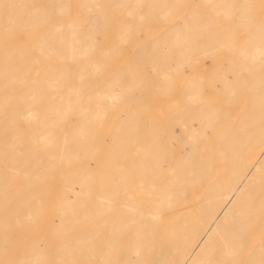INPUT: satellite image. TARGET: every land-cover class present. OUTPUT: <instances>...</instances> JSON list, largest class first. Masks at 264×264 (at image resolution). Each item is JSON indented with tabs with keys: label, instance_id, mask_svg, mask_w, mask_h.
Listing matches in <instances>:
<instances>
[{
	"label": "bare ground",
	"instance_id": "bare-ground-1",
	"mask_svg": "<svg viewBox=\"0 0 264 264\" xmlns=\"http://www.w3.org/2000/svg\"><path fill=\"white\" fill-rule=\"evenodd\" d=\"M49 1L52 9L34 10L28 0H0V36L31 37L0 41V264H264L256 0H199L203 9L173 20L163 18L179 13L180 0H81L86 23L47 19L67 15L62 0ZM115 13L135 18L119 25L109 19ZM147 17L167 23L154 34ZM247 30L249 41L226 44ZM108 32L116 41L101 50L95 36ZM138 35L152 41L128 44V63L100 74ZM221 53L228 63L208 79H183L182 105H169L163 129L145 120L150 94L168 93L191 61L203 67ZM203 82L221 106L200 99ZM243 95L247 107L231 122L227 108ZM183 118L200 122L192 140Z\"/></svg>",
	"mask_w": 264,
	"mask_h": 264
},
{
	"label": "rangeland",
	"instance_id": "rangeland-1",
	"mask_svg": "<svg viewBox=\"0 0 264 264\" xmlns=\"http://www.w3.org/2000/svg\"><path fill=\"white\" fill-rule=\"evenodd\" d=\"M28 1L32 2L36 5L35 7H31L29 9H34V10H38V9H49L50 10V9H52L49 6H47L48 2H50L49 0H28ZM62 2H63V4H65V6L62 7V10L65 11L67 13V15L46 16L47 19H55V18L67 19V20L81 19L82 21H84L82 23H86L87 20L90 19V17L88 15L82 13L83 10H82L81 4H80L81 0H62ZM179 2L181 4H179L175 8L176 10L179 11V13L167 16V17L163 18L164 20L182 19V18H185V16H186L185 14L187 12L196 11L198 9L200 10L201 8L203 9V6L201 7V5H199V0H180ZM256 2H258V4H260V5H262L264 3L261 4L260 1L256 0L255 2H253L252 8H254V9L251 8L257 14V15H255V17L261 20L262 17H264V6L261 7ZM255 5H257V6L255 7ZM24 9H28V8H24ZM124 9H126V7L118 8L117 11L124 10ZM260 10H262V12ZM67 11H69V12H67ZM259 11L261 13H258ZM260 15H261V17H260ZM134 18H135V16H133V15L123 14V13H120V14L115 13L114 15H111L109 17V19L111 21L116 20L117 21L116 23L119 25L125 24L127 22L129 23ZM146 19L148 21L147 27L155 29V31H153L154 34L158 33L161 30V28L167 23V21H159L158 17H147ZM217 24L225 26V24H227V21H224V19H220V21L218 20ZM45 27H46V25H45ZM45 27L43 26V28H45ZM251 36H252V33L247 30L245 32H236L230 38H225L224 40H225V42H228V43H226L227 45L228 44L232 45L230 47V48H232L234 46H238V45L242 44L243 42L249 41ZM144 37H141V35H138L137 37L133 36V37L127 39V42L125 43L127 45L121 46V48L119 49L120 51L113 55V58L109 62V64L103 70H100V74L114 73L115 71L119 70L122 66L126 65L129 61L130 57L132 56L131 53L133 50L132 47H130L128 44H134V43L143 42V41L144 42L145 41L146 42L152 41L151 38L145 37L146 39H144ZM28 40H31V37L29 35H27L24 32L20 33L18 31L13 32L11 35L0 36V41L4 42L6 44H17V43L23 44V43L27 42ZM95 40L98 43V45L100 44L101 50H105V49L109 48V45L116 41L115 37L113 35V32H108V34L97 33L95 36ZM226 48H229V47H224V48H222V50H225ZM218 56H219V59H217L215 61H209L212 63L207 62L206 66H203V67H202V64H200V62L191 61L188 64V66H186L184 68L183 73H181L177 77L172 76L173 83H172L171 89L168 93H161L160 94V93L153 92L152 94H150V96H148L149 97V103H145L147 108L141 112V115L145 116V120L157 122L161 125V128L163 129V124L165 122V116L169 112V105L170 104H174L176 106L182 105L181 95H182V88H183L184 80L187 77L195 75L198 72H203V74L206 77L205 79H208L207 77L212 72V70H214L215 68H219V67L222 68L225 64L228 63V59H229L230 55L221 53ZM210 83L211 82H203V87L205 88V93H204V95H202V97L200 99L208 101V102L214 101L218 106H221L222 105L221 101H220L221 95L215 89V87ZM246 101H247V99L243 95L241 97V99L239 100V102L236 104L237 106L235 105V106H231V107L227 108L230 111L229 112V119H228L229 121L234 122L236 120L237 115L240 114L243 111V109L247 107ZM129 106H130V104L126 105V106L124 105V106H120L118 108H115L114 110L110 111V115L126 114L127 112L125 110L127 108H129ZM145 120H144V122H147ZM183 121L184 122L189 121V126L191 127V129H193L192 131H190L187 134L189 140H192L193 132H195L196 130H198L200 128L199 127L200 122L195 118H189V120H187V118H183ZM183 121L181 123L182 129L185 130L186 126L183 125ZM184 135H186L185 131H184ZM211 136L212 135H209L207 133V135L205 136V138L208 137L207 141H211V139H212ZM174 144L173 145L176 148L174 151H177L179 148L177 147V144L175 142H174ZM162 164L167 165V164H170V162L163 161ZM165 168H166V166H165ZM95 172H96V174H95L96 180H101V178L99 177V172H97V171H95ZM123 173H125L126 175H129V174L131 175V173H133V172L129 171V169H128L126 171H123ZM168 174L169 173L167 171H165L163 174H160L161 175L160 178L162 176H166ZM262 177H264V176H262ZM94 192L98 193L99 189L96 187V189H94ZM258 232L260 233L261 230H258ZM250 248H251V246H247V248H245V249L248 250ZM240 261L242 262V264L245 263V260H243V259H240Z\"/></svg>",
	"mask_w": 264,
	"mask_h": 264
}]
</instances>
